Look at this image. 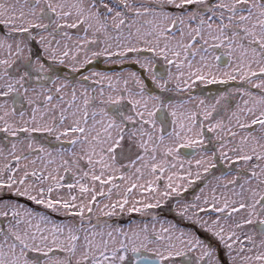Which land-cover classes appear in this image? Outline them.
Listing matches in <instances>:
<instances>
[{"label": "snow or ice", "instance_id": "1", "mask_svg": "<svg viewBox=\"0 0 264 264\" xmlns=\"http://www.w3.org/2000/svg\"><path fill=\"white\" fill-rule=\"evenodd\" d=\"M0 264H264V0H0Z\"/></svg>", "mask_w": 264, "mask_h": 264}]
</instances>
